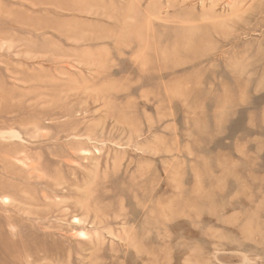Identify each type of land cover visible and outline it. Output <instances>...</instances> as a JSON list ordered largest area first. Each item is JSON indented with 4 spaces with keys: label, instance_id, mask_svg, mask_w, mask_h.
Listing matches in <instances>:
<instances>
[{
    "label": "rangeland",
    "instance_id": "374dc122",
    "mask_svg": "<svg viewBox=\"0 0 264 264\" xmlns=\"http://www.w3.org/2000/svg\"><path fill=\"white\" fill-rule=\"evenodd\" d=\"M0 264H264V0H0Z\"/></svg>",
    "mask_w": 264,
    "mask_h": 264
}]
</instances>
